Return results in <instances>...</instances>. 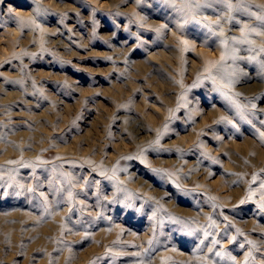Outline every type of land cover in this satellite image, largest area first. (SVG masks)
Here are the masks:
<instances>
[{"label": "rangeland", "instance_id": "1", "mask_svg": "<svg viewBox=\"0 0 264 264\" xmlns=\"http://www.w3.org/2000/svg\"><path fill=\"white\" fill-rule=\"evenodd\" d=\"M0 264H264V0H0Z\"/></svg>", "mask_w": 264, "mask_h": 264}]
</instances>
